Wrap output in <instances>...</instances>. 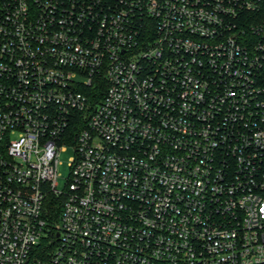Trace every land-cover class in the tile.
<instances>
[{
  "label": "built area",
  "instance_id": "built-area-1",
  "mask_svg": "<svg viewBox=\"0 0 264 264\" xmlns=\"http://www.w3.org/2000/svg\"><path fill=\"white\" fill-rule=\"evenodd\" d=\"M0 264H264V0H0Z\"/></svg>",
  "mask_w": 264,
  "mask_h": 264
},
{
  "label": "rangeland",
  "instance_id": "rangeland-1",
  "mask_svg": "<svg viewBox=\"0 0 264 264\" xmlns=\"http://www.w3.org/2000/svg\"><path fill=\"white\" fill-rule=\"evenodd\" d=\"M80 82H84V80H81ZM64 149L62 148L60 153V167H59V175L60 178L58 180L59 182V188L60 190L64 189L68 183V180L71 177V163L72 159L75 157V150L74 147L71 144H65L63 145Z\"/></svg>",
  "mask_w": 264,
  "mask_h": 264
},
{
  "label": "trees",
  "instance_id": "trees-1",
  "mask_svg": "<svg viewBox=\"0 0 264 264\" xmlns=\"http://www.w3.org/2000/svg\"><path fill=\"white\" fill-rule=\"evenodd\" d=\"M51 206H52V204H51V205H49V209H50V208H52ZM55 209H56V208H55ZM57 210H58V212H59V209H57ZM57 210H56V211H57Z\"/></svg>",
  "mask_w": 264,
  "mask_h": 264
}]
</instances>
